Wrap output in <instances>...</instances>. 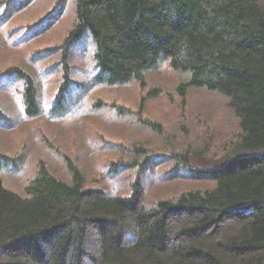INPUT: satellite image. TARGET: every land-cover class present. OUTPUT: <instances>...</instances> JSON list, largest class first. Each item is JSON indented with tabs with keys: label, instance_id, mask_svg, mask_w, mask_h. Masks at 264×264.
Wrapping results in <instances>:
<instances>
[{
	"label": "trees",
	"instance_id": "16d2710c",
	"mask_svg": "<svg viewBox=\"0 0 264 264\" xmlns=\"http://www.w3.org/2000/svg\"><path fill=\"white\" fill-rule=\"evenodd\" d=\"M26 1L0 0V25L8 18L6 9ZM51 4L11 37L26 39V32L72 17L59 48L44 49L51 51L48 57L61 50L58 66L64 80L53 111L69 109L90 82L117 86L138 81L144 87L148 72L163 60L186 74L176 87L181 99L187 88L228 98L238 136L217 158L218 164L205 170L188 162L190 149L177 155L172 151L173 170L187 169L213 185L151 206L144 205L138 179L130 195H110L84 187L82 173L69 159L68 179L42 165L20 194L3 185L1 171L13 160L0 152V264H264V0ZM83 37L89 39L85 48L91 51L88 60L94 71L86 81L70 73L71 52L82 49ZM44 71L33 74L16 67L5 72L22 83L27 118L40 112Z\"/></svg>",
	"mask_w": 264,
	"mask_h": 264
},
{
	"label": "rangeland",
	"instance_id": "374dc122",
	"mask_svg": "<svg viewBox=\"0 0 264 264\" xmlns=\"http://www.w3.org/2000/svg\"><path fill=\"white\" fill-rule=\"evenodd\" d=\"M40 1L28 0L21 7L6 9L8 18L0 25V114L4 116L0 119V152L13 160L1 171L3 185L23 194L24 185L42 165L54 176L68 179L65 162L69 159L82 173L84 187L110 195H130L131 184L138 179L145 206L212 186L213 182L197 178L187 169L173 170L176 161L169 154L190 149L188 162L193 167H215L228 143L238 136V120L228 98L187 88L181 99L176 87L186 74L173 71L162 60L148 72L144 87L138 81L117 86L90 82L69 109L53 111L64 80L58 66L61 50L48 57L51 51L44 49L61 45L72 17L42 25L39 32H26V39L11 37L12 32L38 20L53 2ZM83 39L82 49L71 52L70 73L86 81L88 72L92 75L94 71L88 60L91 51L85 48L89 39ZM16 67L33 74L36 69L47 70L40 77V112L35 117L24 115L21 81L14 75L5 76L9 68ZM152 89L156 92L148 95ZM197 153L201 154L195 156Z\"/></svg>",
	"mask_w": 264,
	"mask_h": 264
}]
</instances>
